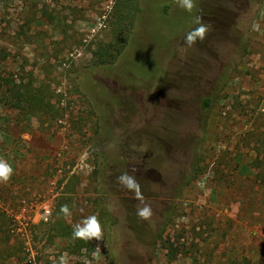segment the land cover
I'll list each match as a JSON object with an SVG mask.
<instances>
[{"label":"rangeland","instance_id":"rangeland-1","mask_svg":"<svg viewBox=\"0 0 264 264\" xmlns=\"http://www.w3.org/2000/svg\"><path fill=\"white\" fill-rule=\"evenodd\" d=\"M196 3L0 0V264H264V0Z\"/></svg>","mask_w":264,"mask_h":264},{"label":"clouds","instance_id":"clouds-1","mask_svg":"<svg viewBox=\"0 0 264 264\" xmlns=\"http://www.w3.org/2000/svg\"><path fill=\"white\" fill-rule=\"evenodd\" d=\"M177 6L183 9L185 12L193 13L197 10L196 0H174ZM196 27L186 33L184 37L185 44L190 48L198 42H203L207 37L211 25L205 23L200 16L195 17ZM136 169H133L135 172ZM14 174L12 165L4 158H0V183H8ZM117 182L123 186L126 190L134 194V198L140 202V205L136 209V215L139 219L148 221L153 216V210L151 205L146 201L143 196L141 185L134 175L129 174L125 171L117 177ZM60 214L64 217L71 215V210L67 204L61 205L59 209ZM51 216L49 211L45 219ZM73 239L90 241L92 239L102 240L103 239V225L97 215H89L85 217L81 222L77 223L73 227L72 231ZM95 255V254H94ZM53 264H69V258L67 254H63L59 257L58 262L54 261Z\"/></svg>","mask_w":264,"mask_h":264},{"label":"trees","instance_id":"trees-1","mask_svg":"<svg viewBox=\"0 0 264 264\" xmlns=\"http://www.w3.org/2000/svg\"><path fill=\"white\" fill-rule=\"evenodd\" d=\"M108 49H109L108 45L101 47L100 51H99L100 56H104V57L110 56V53H108ZM1 52L2 51H0V53ZM1 58H4V55ZM11 100H13V101L15 100L14 101L15 102V106H18L19 104H21V102H23L24 95L22 93H20V91L17 90L15 95L11 96ZM210 101H211V99L209 97H204L202 99V105L201 106H204V107L209 106L210 105Z\"/></svg>","mask_w":264,"mask_h":264},{"label":"built area","instance_id":"built-area-1","mask_svg":"<svg viewBox=\"0 0 264 264\" xmlns=\"http://www.w3.org/2000/svg\"><path fill=\"white\" fill-rule=\"evenodd\" d=\"M42 215H40V218L43 220V221H47V219H45V216L46 214L49 212V208H47L46 206H44L42 208ZM26 263L27 264H37L34 260V258L32 256H29L27 259H26Z\"/></svg>","mask_w":264,"mask_h":264}]
</instances>
